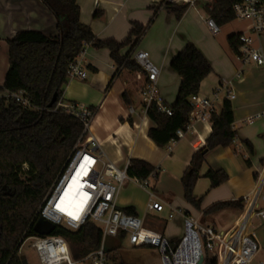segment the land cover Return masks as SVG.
Instances as JSON below:
<instances>
[{"label": "crops", "instance_id": "0c3cea01", "mask_svg": "<svg viewBox=\"0 0 264 264\" xmlns=\"http://www.w3.org/2000/svg\"><path fill=\"white\" fill-rule=\"evenodd\" d=\"M162 1L77 0V4L81 11V23L89 26L100 41L121 43L136 25L145 28L135 48L125 47L120 55L124 57L135 50L150 53L152 63L161 70L158 85L168 107L176 102L181 84L180 77L171 69V63L188 43L201 51L212 68V73L201 84L199 96L212 99L220 83H229L228 90L219 95L216 111L220 113L228 93L235 96L230 101L237 139L230 147L207 153L201 172L204 176L209 171L223 170L228 181L213 190L207 179L202 178L197 182L196 197H204L201 211L195 210L185 201L181 180L193 156L205 147L212 133L211 122L193 123L192 130L171 146L170 151L158 148L148 137L153 125L141 113L139 91L144 81L142 72L133 73L125 68L118 70L109 50L95 46L87 49L85 57L87 79L67 83L63 89V102L77 103L94 110L91 136L100 143L106 160L115 163L120 169L128 167L133 159L146 161L156 168V175L151 176L144 185L135 179L127 182L119 193L118 206L121 210L134 211L133 217L143 219L145 228L175 244L185 236L187 219H193L219 233H228L239 226L245 215L249 199L256 190L258 174L264 169V118L252 125L247 123L248 118L264 111V72L255 66L243 67L229 48L230 36L246 33L228 31L224 37L225 43L210 34L199 11L206 10L213 0H203V9L187 10L180 19L175 10L181 6L164 8L161 7ZM29 30L54 36L56 20L38 0H0V54L6 50L7 55V60H0V89L9 68L7 41L17 32ZM252 40L259 44L258 49L264 51V35ZM240 71L243 75L238 78ZM125 93L132 103L130 108L123 102ZM4 95L0 93V98ZM246 142L252 149L247 147ZM241 200L245 201L243 210L226 209L204 217V213L217 204ZM150 204L155 205L154 210H149ZM163 207L169 209V221L164 223L154 217L158 225L150 228L147 222L150 215L160 213ZM258 210L264 209L259 205ZM246 234L253 237L259 246L252 264L264 262V220L253 217ZM119 243L118 237H111V247L107 248L106 241V248L110 252L117 250ZM151 251L157 255L154 261L161 263L157 252ZM110 256L112 254L109 253L108 260ZM109 263L112 262L109 260Z\"/></svg>", "mask_w": 264, "mask_h": 264}, {"label": "trees", "instance_id": "16d2710c", "mask_svg": "<svg viewBox=\"0 0 264 264\" xmlns=\"http://www.w3.org/2000/svg\"><path fill=\"white\" fill-rule=\"evenodd\" d=\"M38 1L55 18L56 35L34 30L19 31L8 40L9 68L0 89V93L4 94L23 92L31 104L30 109H25L11 98H0V264H22L20 250L28 239L34 237H62L75 262L85 260L100 249L103 232L94 223L89 222L78 231H71L47 222L39 214L50 187L83 132V125L78 120L54 110L63 98L69 66L79 56L84 44L108 49L118 70L141 71L129 59L131 53L124 57L120 53L129 46L133 50L145 28L136 25L124 42H103L94 36L89 26L81 23L77 0ZM241 1L215 0L206 6V11L219 27H223L236 19L233 5ZM187 10V6L176 9L177 18L180 19ZM240 36L228 38L229 48L235 55L242 45ZM171 69L181 79L176 102L170 107L172 116L159 112L155 106L148 111L153 125L148 137L160 149H167L172 141L177 140V131L185 129L190 123L193 113L191 98L199 95L202 82L212 73L211 65L192 43H188L172 60ZM55 95L57 101L49 109ZM122 99L125 106H132L127 93ZM234 122L231 101L225 99L220 113L212 114V133L205 147L193 156L182 177L184 199L197 211H201L203 203V198L194 195L200 179H207L211 190L228 181L223 170L209 171L204 176L201 172L207 153L230 147L236 141ZM130 123L133 124L132 121ZM246 145L252 149L248 142ZM25 165L27 169H24ZM156 173L155 167L138 159L131 160L127 168L128 176L142 185ZM244 202L217 204L205 212L204 217L226 209L243 210ZM123 211L130 216L135 215L132 210ZM118 239L121 242L126 235L121 233ZM109 253L106 248L107 256ZM208 264L216 262L211 259Z\"/></svg>", "mask_w": 264, "mask_h": 264}, {"label": "built area", "instance_id": "2783aa9c", "mask_svg": "<svg viewBox=\"0 0 264 264\" xmlns=\"http://www.w3.org/2000/svg\"><path fill=\"white\" fill-rule=\"evenodd\" d=\"M198 2L199 0H163L161 7L187 6L190 10L197 9ZM233 13L236 19L251 21V32L255 36L264 35V0H242L233 5ZM199 16L213 37L220 35L219 25L205 9L199 11ZM239 39L242 45L236 56L241 65L255 66L264 72V51L261 48H255L252 38L247 35L243 34ZM88 48L89 45L84 44L79 56L70 64L67 83L87 79L85 57ZM129 59L136 63L142 74H145L139 91L143 116L148 117V111L152 106H155L159 112L172 116V111L165 104L158 85L161 70L152 63L150 53L135 50ZM242 75L243 72L240 71L238 78ZM228 85L229 83L225 81L220 83L214 90L212 99L199 95L191 98L193 113L190 123L185 129L177 131V140L170 143L167 148L169 151L171 146L177 144L192 130L193 123L211 122L212 114L217 113L216 103L219 95L222 91L228 90ZM1 98H11L23 108H31L23 92L6 93ZM227 98L233 100L235 96L228 93ZM54 111H60L78 120L83 125V132L65 166L50 187L39 214L47 222L71 231H78L89 222L102 230L100 249L80 262L110 264L106 254V241L108 238H117L124 233L133 248H150L157 252L162 264H208L211 259L216 264H252L259 246L253 237L246 234V229L253 217L264 220V210H258L259 202L264 201V169L258 174L255 193L249 199L248 209L235 230L219 233L193 219H187L185 236L178 245H175L161 234L145 228L143 219L127 215L119 208V193L123 186L131 181V178L127 174L128 167L120 169L115 163L105 159L100 143L91 136L94 112L77 103L65 104L63 98ZM130 111L134 112L133 109ZM263 118L264 111H261L248 118L247 123L252 125ZM24 169H27L26 165ZM75 182L81 186L79 198L75 204L62 206L60 201L63 188ZM154 209L155 205L150 204L149 210ZM172 217L173 215L170 216ZM29 240L32 241V249L40 264L79 263L73 260L68 244L62 237L45 236Z\"/></svg>", "mask_w": 264, "mask_h": 264}, {"label": "rangeland", "instance_id": "374dc122", "mask_svg": "<svg viewBox=\"0 0 264 264\" xmlns=\"http://www.w3.org/2000/svg\"><path fill=\"white\" fill-rule=\"evenodd\" d=\"M203 0H199V2L197 3V9L202 8L203 9ZM207 3H205L204 5H206ZM221 33L220 35L217 36L218 41L225 43V35L226 32L228 31H238V33H246L247 36H251L254 40L256 39V36L251 32V21L249 20H239V19H235L233 22L224 25L223 27H220ZM255 48L259 47L258 43H254L253 45ZM7 60V55H6V50H3L0 54V60ZM200 181V180H199ZM204 182V181H202ZM197 185V184H196ZM196 187V186H195ZM194 195L195 194V190H194ZM203 201H204V197ZM259 205L264 209V201H260ZM211 216V215H210ZM154 217H157L161 222L166 223L167 221H169L168 217H169V209L166 207H163L162 210L160 211V213H154L151 214L149 219H148V224L151 226H155L157 227V223L156 221L153 219ZM207 221V220H206ZM162 223V224H164ZM206 224H208L209 222H205ZM218 231V230H217ZM220 232V231H218ZM110 243V238L107 239V248L111 247L109 245ZM32 241L31 240H27L21 250H20V254L23 256H26L28 264H40L37 258L36 253L33 251L32 249ZM119 248L117 250H111L110 254H112V256L109 257V260L112 262L111 264H162V262H157L154 261L155 258L157 257V255H155L151 249L148 248H140V249H136L133 248L130 244L128 239L126 238L125 240L121 241L118 244ZM159 257V256H158ZM161 261V260H160ZM77 264H90L89 262H79Z\"/></svg>", "mask_w": 264, "mask_h": 264}, {"label": "bare ground", "instance_id": "6f19581e", "mask_svg": "<svg viewBox=\"0 0 264 264\" xmlns=\"http://www.w3.org/2000/svg\"><path fill=\"white\" fill-rule=\"evenodd\" d=\"M81 192V186L78 183H70L62 190L61 205L69 206L76 203ZM193 240V239H192ZM193 247V244L191 245Z\"/></svg>", "mask_w": 264, "mask_h": 264}, {"label": "water", "instance_id": "95a60500", "mask_svg": "<svg viewBox=\"0 0 264 264\" xmlns=\"http://www.w3.org/2000/svg\"><path fill=\"white\" fill-rule=\"evenodd\" d=\"M56 101H57V96L55 95V96L52 98V100H51V102H50L48 108H49V109L52 108V107L54 106V104L56 103ZM21 261H22V264H28V261H27L26 256H23V255H22V256H21Z\"/></svg>", "mask_w": 264, "mask_h": 264}, {"label": "flooded vegetation", "instance_id": "af4514ba", "mask_svg": "<svg viewBox=\"0 0 264 264\" xmlns=\"http://www.w3.org/2000/svg\"><path fill=\"white\" fill-rule=\"evenodd\" d=\"M22 256V255H21Z\"/></svg>", "mask_w": 264, "mask_h": 264}]
</instances>
